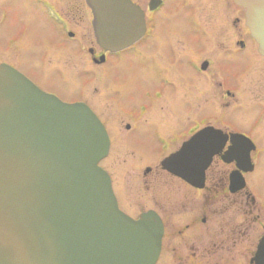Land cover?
<instances>
[{
    "label": "flooded vegetation",
    "instance_id": "1",
    "mask_svg": "<svg viewBox=\"0 0 264 264\" xmlns=\"http://www.w3.org/2000/svg\"><path fill=\"white\" fill-rule=\"evenodd\" d=\"M22 1L56 36L57 44L42 54L44 60L49 57L48 69H54L55 57L63 63L67 56L85 57L93 68L79 76L90 80L84 95L71 101L63 98L33 78L30 70L37 63L24 66L18 56L21 45L15 41L0 44V64L15 67L63 101L84 102L94 111L96 105L106 115L110 130L123 140L115 162L122 178L117 179L106 162L114 154L113 139L107 122L95 111L110 138L109 153L100 165L111 176L122 211L135 219L148 211L160 216L164 233L156 264H258L260 245L263 255L258 259L263 262L264 97H258L262 90L247 85L257 67L264 70V54L249 28L247 8L236 0H131L143 15L144 32L119 51L99 42L86 0ZM6 8L0 7V27L9 18ZM230 62L243 64L237 89L230 87L222 68ZM131 64L140 65L146 86L136 109L126 111L117 99L130 93V78H122L121 69ZM62 75L79 77L69 74L66 65ZM96 81L105 100L125 114L126 123L114 124L101 101L87 93ZM205 94L202 98L212 112L201 119L195 113L184 119L180 109L190 113ZM235 108L239 120L232 122ZM207 128L212 131L185 147ZM129 134L143 150L124 143ZM252 145L248 163L245 154ZM145 153L146 164L131 165ZM209 157L202 169L205 163L200 159Z\"/></svg>",
    "mask_w": 264,
    "mask_h": 264
},
{
    "label": "water",
    "instance_id": "2",
    "mask_svg": "<svg viewBox=\"0 0 264 264\" xmlns=\"http://www.w3.org/2000/svg\"><path fill=\"white\" fill-rule=\"evenodd\" d=\"M86 1L106 49L120 51L143 34V15L131 0ZM237 2L248 9L264 54V0ZM109 147L104 125L86 104L66 103L0 65V264H156L163 223L154 211L133 219L119 208L99 166ZM210 160L200 159L202 169ZM260 248L256 260L264 264Z\"/></svg>",
    "mask_w": 264,
    "mask_h": 264
},
{
    "label": "rangeland",
    "instance_id": "3",
    "mask_svg": "<svg viewBox=\"0 0 264 264\" xmlns=\"http://www.w3.org/2000/svg\"><path fill=\"white\" fill-rule=\"evenodd\" d=\"M0 3V7L6 6V9L9 11V18L7 19L5 24L0 27V44H7V42L15 41V44L17 43L18 45H21V51L18 55L20 58V62L22 61V64L24 66H28L27 62L29 61L37 63V67L34 69L32 68L30 70V73L42 87L53 90L63 98L70 101L79 98V95H84L82 93L84 90L83 88H85L86 84L90 80V77L87 76L86 78H84L79 75H82V73H84L87 69L93 68L87 58L67 56L64 60L65 63H63L61 62V60L55 57L56 63L55 65H53L54 69H48L47 65H49V57L47 60H44L42 54L47 48L49 49L54 44H57V40L53 32L47 28V23H45L44 20H42L37 14L32 12L27 4H25L22 0H1ZM132 59H135V57L131 56L129 58V60ZM126 60H128V58ZM14 64L18 66V61L14 62ZM65 65L68 67L69 74H73L74 77H79H77L76 79L64 78V76L62 75V70L64 71ZM131 65V68L125 66L121 69V72L123 73L122 78L129 77L131 79V82L130 79L126 82V84H128V86H126L128 88L127 90L130 93L125 94L124 96L121 95L117 99L119 106L121 108H124V110L126 111H134L136 109V106L140 103L141 98H143V93L145 92L146 86L145 80L142 79L143 74L140 65ZM222 68L223 71H225L224 74L228 77L230 87L232 89H237L238 85L240 84L241 74L244 71L243 64L230 62L228 64H223ZM98 82H91V89L88 88L87 93H90L92 99H98L99 102L101 101V103L103 104L101 105L102 109H104L106 113H108L114 124L121 121L126 123L127 117L125 116V114L121 112L119 108L113 109L112 104L108 103L109 100H105V96H102V92L99 88L100 84ZM247 87L257 88L260 91L262 90V94L258 95V97H264L263 69L257 67V69L254 70L253 75L249 77ZM109 91L113 92L114 87H112ZM87 93L85 94V96H87ZM205 96L208 95L205 94L199 97L201 105L197 106L196 109L194 108V110H190V113H186L184 108L180 109V113H183L184 119L188 118L189 115L193 113L196 114L197 119H201L205 115H208V112H212V108L208 106V104H206V99L202 98ZM253 100L255 101L254 98ZM93 106L96 109L95 111L98 113V115L106 121V115H104L100 111L99 107H97L96 105ZM154 113L157 114L158 117L160 115V118H168V116L163 117L162 114L158 111H154ZM236 115L237 114L235 108V116H231L229 120H231L232 122H236V120H239V118L236 119ZM171 117H173V115ZM150 118H154V116ZM107 126L113 139L114 154H112L111 158L108 161L106 160V162H108L107 164H109V169L113 171L116 178L119 179L122 178V169L121 167H117L115 162L119 159L117 158V147H119L123 140L119 138L116 133L110 130L111 126L110 124H108V122ZM134 136L135 135L133 134L127 135L125 137V140L127 141L124 143L135 147V149L137 150H143V144L139 140H135ZM145 155L146 157H144L143 155L138 156V160L133 161L131 165L136 166L141 164L140 166H142L146 164V161H148V155L146 153ZM260 177V192L262 193L264 192V176Z\"/></svg>",
    "mask_w": 264,
    "mask_h": 264
}]
</instances>
